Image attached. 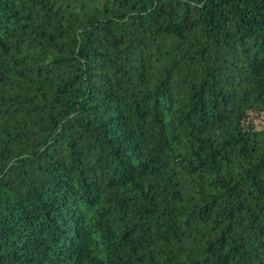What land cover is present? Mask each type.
<instances>
[{"label":"trees","instance_id":"1","mask_svg":"<svg viewBox=\"0 0 264 264\" xmlns=\"http://www.w3.org/2000/svg\"><path fill=\"white\" fill-rule=\"evenodd\" d=\"M0 264H264V0H0Z\"/></svg>","mask_w":264,"mask_h":264}]
</instances>
